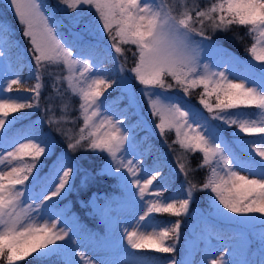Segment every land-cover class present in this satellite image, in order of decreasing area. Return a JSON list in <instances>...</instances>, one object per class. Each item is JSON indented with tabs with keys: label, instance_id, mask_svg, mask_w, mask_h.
Here are the masks:
<instances>
[{
	"label": "snow or ice",
	"instance_id": "6c2138e0",
	"mask_svg": "<svg viewBox=\"0 0 264 264\" xmlns=\"http://www.w3.org/2000/svg\"><path fill=\"white\" fill-rule=\"evenodd\" d=\"M9 8L35 66L27 77L17 67L0 79V264H264V0H205L203 6L200 0H55L51 7L47 0H9ZM86 9L96 16L86 19ZM231 26L244 27L252 41L246 48L252 60L239 76L213 71L200 57L204 42H212L207 33ZM97 33L107 34L110 48L100 47ZM13 34L11 23L0 19V61L5 47L9 55L16 47ZM122 45L135 48L130 69ZM106 60L114 67L103 68ZM45 75L51 91L40 125L50 131L35 122L16 128L40 109ZM27 80L34 81L26 89L31 95L13 94ZM174 87L185 96L201 88L199 104L208 115L169 95ZM108 90L118 95L110 100ZM71 98L79 99L75 109ZM145 104L159 119L154 126L144 118ZM81 120L78 129L61 126ZM156 130L161 137L174 131L173 144L200 153L196 168L179 156L173 167L151 143ZM139 132L145 135L138 139ZM52 156L41 177V158ZM203 169L202 183L189 179L190 171ZM77 177L84 192L112 178L134 205L131 222L110 245H92V255L78 250L74 223L44 212L73 190ZM198 192L211 194L206 208L193 207ZM98 199L93 193L81 204L95 212ZM186 222L217 242L198 261L179 248ZM253 241L256 260L244 255Z\"/></svg>",
	"mask_w": 264,
	"mask_h": 264
},
{
	"label": "trees",
	"instance_id": "16d2710c",
	"mask_svg": "<svg viewBox=\"0 0 264 264\" xmlns=\"http://www.w3.org/2000/svg\"><path fill=\"white\" fill-rule=\"evenodd\" d=\"M49 6L55 5V0H47ZM201 5L203 6L205 3V0H200ZM95 11L93 10H85V18H93L95 17ZM58 17L64 20V23H67V19L65 18V14L63 12L58 13ZM0 19H6L8 20L12 28L14 29L13 34V40L16 42V47L13 48L12 53L9 55L8 48L5 47L4 51L6 53L5 59L10 65L11 71H16L17 67L21 70V74L24 77H27L30 71V65L34 67V61H32L31 53L29 52L30 44L28 41L23 37L21 26L17 23L14 14L11 12V10L0 1ZM62 32H67V29H61ZM246 29L244 27H238V26H231V30L227 32H216L215 34H212L210 31L207 33L209 35H212V42L216 45H219L223 49H226L227 51L231 52L235 56H237L239 59H242L244 61L251 60V56L246 51V48L251 44V39L245 35ZM200 38V37H196ZM96 39L99 41V45L102 49L110 48L112 41L107 38V34H96ZM122 47L125 49L124 56L130 57V66L132 63H135V58L132 55V52L135 51L134 46H124ZM131 48V51L128 49ZM115 53L113 52V55ZM121 62L124 61V57H121ZM103 68L111 69L114 67V65L111 62H106L102 65ZM62 71V69H61ZM167 82L171 83L169 80H171L170 77L165 78ZM33 80H27L26 83L21 85L19 89L14 88L13 94H21L24 96H30L31 93L26 91V89L31 88L33 85ZM45 88L43 90L42 96H41V107L38 110H33L29 112V116L27 119L20 120L16 128H23L25 126H28L35 122L37 126H39L40 131L44 133H48L50 131L49 126L47 123H44L43 125H40V121L46 120L47 117L43 111L44 107L47 104V101L45 100V97H47L51 91L50 87L47 85L49 84V81L47 79V75H45ZM202 89L197 88L195 90H191L190 94L185 96L184 93L179 89L174 87L170 90V94L173 96L181 97L183 101L188 102L189 104L200 107L199 104V98L200 93ZM110 92V95L108 98L111 100L113 97L118 95V92L108 90ZM70 97L65 96V100H68ZM211 102L215 103V97L213 96L211 98ZM126 103V102H125ZM79 105V99L78 98H71V106L73 109H75ZM121 107H123V103L121 104ZM18 115V114H17ZM72 116H76V111L71 112ZM135 120V118H133ZM80 124H82V120L78 121L74 125H61L62 127H73L74 129H78L80 127ZM53 135H56L55 132H52ZM145 135L144 132L138 133V139L140 137H143ZM59 139V137H57ZM166 139L168 141V144L171 145L172 154L169 152L166 153L165 148H162L159 146L158 141L153 139L151 137V143L156 146L157 149H159V152L166 155L167 160L170 162V164L174 167L177 163L176 161V154L183 153L181 157V162H184L187 164L189 169H195L197 164L200 162L201 155L200 153H184V151L179 147L178 144H173L172 140V132H169L166 134ZM155 155V153H154ZM184 157H187L188 159L185 160ZM42 159V166L40 168V175L44 174L47 175L49 173V169L52 166V162L55 159V156L49 157L48 159ZM258 159V158H257ZM190 161V163H189ZM148 163H151V159L148 160ZM50 164V165H49ZM50 166V167H48ZM167 170V169H166ZM208 169H203L200 171H190L189 172V179L197 181L202 183L205 175L207 174ZM177 175L175 177V186H179V184L183 181V176L179 174V169H176ZM80 177H77L74 188L72 191L68 192L67 195L63 199L57 198L56 201H58V204L54 208H62L65 209L67 212L66 214L71 216L72 220L77 224L79 228V233L82 235H87L90 237H96L97 240H101V236L103 235V227L105 225V220L101 216V211L103 209V206L106 205L107 202H118L121 201L123 196L125 195V192L122 191L121 187L117 184V182L112 178H105L103 180H100L96 183H93L91 187L88 189L87 192H84L80 190ZM93 193H95L99 199L96 201L97 207L95 212H93L90 208H86L82 206L81 201L87 200L90 198ZM211 194L208 192H198L196 193V202L193 205L194 208H206L209 203V196ZM162 219H175L174 217H162ZM217 226H219V222L217 221ZM211 231V227L209 226V232ZM191 233V235H189ZM191 240L195 243L194 248V256L193 260H199V254L202 247L206 246L207 238L201 237L199 230L196 232H192L191 223L186 222L185 225L182 228V236L179 243V248L181 250V254L184 253V242ZM253 243H256L255 241ZM153 255L159 256L161 254L154 253ZM250 259L256 260L259 258V252L256 248H253V251L251 254L248 253ZM31 258H29L30 260ZM18 264H28V261H21L18 262Z\"/></svg>",
	"mask_w": 264,
	"mask_h": 264
},
{
	"label": "rangeland",
	"instance_id": "374dc122",
	"mask_svg": "<svg viewBox=\"0 0 264 264\" xmlns=\"http://www.w3.org/2000/svg\"><path fill=\"white\" fill-rule=\"evenodd\" d=\"M0 1L3 2L4 4H6V6L9 8V0H0ZM11 12L13 13L12 10H11ZM196 39L199 40L201 38H196ZM216 46H219V45H216L213 42H211V44H209L208 41H205L204 47L200 52L201 63L202 64L207 63L212 68L213 71L222 70V71H225L227 73H230L231 75L239 76L241 73H243L245 71V62L252 60L251 59V60L244 61L242 59H239L237 56H235L234 54H232L229 51H227V54L225 55L223 53L218 52L216 50ZM130 63H131L130 57H127V62H126L125 66L128 69H130L132 66H134L133 63L130 66ZM252 63H256V62L252 61ZM12 72H14V71L10 70V65L7 63L5 58L3 61H0V79H3V77L6 73L9 76H11ZM128 75H131V73L129 72ZM169 81L171 82V80H169ZM169 95H172V94L169 93ZM194 107L199 109L200 111H202L205 116L208 115L206 110L203 109L202 105L200 107H196V106H194ZM133 118L136 119V117H133ZM144 118H146L149 122L153 123V126H154V123L159 122L158 118H154L151 116L146 104L144 106ZM169 132H172V138L174 140L175 139L174 131H166L163 137L160 136L158 130H156L152 134V138L155 139L156 141L160 142V143H158L159 146L162 148H165L166 153H168V149H169V144H168V141L166 139V134ZM165 141H166V143H165ZM169 152L171 153L172 150L170 151V149H169ZM176 155L179 157H182L183 153H181L180 155L179 154H176ZM48 167H50V166H48ZM241 174H244V173H241ZM43 176H44V174L41 175V177H43ZM38 190L39 189L37 188V191ZM56 200H57V198H54V201H56ZM106 204H108V206H109V210L107 213V222L109 224V236H108V238H105L102 240H97L96 237H92V239H91V238H87L86 236H80L79 235L80 236V248L78 250L87 251L90 255H92L93 254L92 247H91L92 245L96 244L97 241H101L105 246L110 245L112 240H113V234L117 233V232H122L123 225L131 222L132 213L134 211V205L132 204L131 197L128 193H125V195L123 196L121 201H118L115 203L107 202ZM96 205H97V203H96ZM95 207H97V206H95ZM44 212L47 215H50L53 213H59L60 218L62 220H67L69 222V224L74 223L73 220L71 219V217L66 214L67 211L65 209H62V208L57 209V208L52 207V208L44 209ZM74 225L78 229V227L76 226L75 223H74ZM191 227H192V225H191ZM129 230H131V229H129ZM205 238L208 239L207 245L205 247L213 246V245L217 244L216 240L214 238H209V236L207 234L205 235ZM253 242H252V247H253ZM194 246H195V243L191 240L184 242V253H183V255H187V257L189 259H192L194 256V253H195L194 248H193ZM254 247H256V246H254ZM217 254H218V252H217ZM244 255H247V248H245V250H244ZM237 256H240L239 252L237 253Z\"/></svg>",
	"mask_w": 264,
	"mask_h": 264
}]
</instances>
